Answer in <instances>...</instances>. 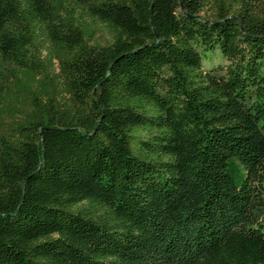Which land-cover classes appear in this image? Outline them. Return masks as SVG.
Instances as JSON below:
<instances>
[{
  "label": "trees",
  "instance_id": "trees-1",
  "mask_svg": "<svg viewBox=\"0 0 264 264\" xmlns=\"http://www.w3.org/2000/svg\"><path fill=\"white\" fill-rule=\"evenodd\" d=\"M4 117L0 264H264V0H0Z\"/></svg>",
  "mask_w": 264,
  "mask_h": 264
},
{
  "label": "rangeland",
  "instance_id": "rangeland-1",
  "mask_svg": "<svg viewBox=\"0 0 264 264\" xmlns=\"http://www.w3.org/2000/svg\"><path fill=\"white\" fill-rule=\"evenodd\" d=\"M107 31L104 29L103 34L101 36L102 40L106 39ZM219 56H221L220 51L217 50L216 53L214 51H205L203 53V59L205 62L206 68H213L217 67L218 63L220 62ZM66 95V94H65ZM64 95V96H65ZM22 106H19V108H23L26 111H30L31 108L27 104H21ZM12 124V119L8 117H4L3 120L0 123V133H7L9 126Z\"/></svg>",
  "mask_w": 264,
  "mask_h": 264
},
{
  "label": "water",
  "instance_id": "water-1",
  "mask_svg": "<svg viewBox=\"0 0 264 264\" xmlns=\"http://www.w3.org/2000/svg\"><path fill=\"white\" fill-rule=\"evenodd\" d=\"M42 129H44V128H42Z\"/></svg>",
  "mask_w": 264,
  "mask_h": 264
}]
</instances>
